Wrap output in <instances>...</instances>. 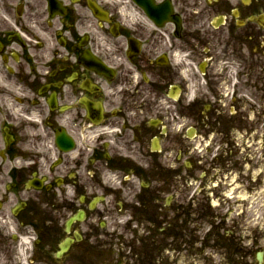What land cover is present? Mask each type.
I'll list each match as a JSON object with an SVG mask.
<instances>
[{
	"label": "flooded vegetation",
	"instance_id": "obj_1",
	"mask_svg": "<svg viewBox=\"0 0 264 264\" xmlns=\"http://www.w3.org/2000/svg\"><path fill=\"white\" fill-rule=\"evenodd\" d=\"M263 191L264 0H0V264H259Z\"/></svg>",
	"mask_w": 264,
	"mask_h": 264
}]
</instances>
